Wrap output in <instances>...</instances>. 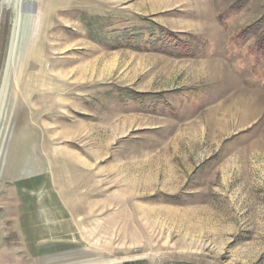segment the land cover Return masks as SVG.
Returning <instances> with one entry per match:
<instances>
[{
	"label": "rangeland",
	"instance_id": "obj_1",
	"mask_svg": "<svg viewBox=\"0 0 264 264\" xmlns=\"http://www.w3.org/2000/svg\"><path fill=\"white\" fill-rule=\"evenodd\" d=\"M3 92L0 264H264V0H0Z\"/></svg>",
	"mask_w": 264,
	"mask_h": 264
},
{
	"label": "trees",
	"instance_id": "obj_2",
	"mask_svg": "<svg viewBox=\"0 0 264 264\" xmlns=\"http://www.w3.org/2000/svg\"><path fill=\"white\" fill-rule=\"evenodd\" d=\"M138 34L140 33H137L136 35ZM135 41L136 40H132V39L129 40V42L131 43H134ZM148 43H150L152 46H155L157 48H164V49L174 48V49H180L182 52L186 50L188 52L191 51V48H189V43L187 44L181 41V39L179 40L178 36H175L172 33L166 31L159 34L153 31L150 34Z\"/></svg>",
	"mask_w": 264,
	"mask_h": 264
},
{
	"label": "bare ground",
	"instance_id": "obj_3",
	"mask_svg": "<svg viewBox=\"0 0 264 264\" xmlns=\"http://www.w3.org/2000/svg\"><path fill=\"white\" fill-rule=\"evenodd\" d=\"M10 1V0H9ZM18 28H19V18L16 19L15 21V27H14V31H13V36H12V39H11V44H10V51H9V57L12 56L14 50H15V47H16V44H17V40H18ZM33 73V72H32ZM31 84V83H30ZM3 97H4V92L1 94L0 96V106H1V103L3 101ZM247 103V102H246ZM248 104V103H247ZM241 106V105H240ZM251 106V105H250ZM249 109V108H248ZM239 110V109H237ZM244 110V109H243ZM247 111V110H246ZM251 111V109L249 110ZM253 111V110H252ZM249 113V112H248ZM251 113V112H250ZM210 115V114H209ZM208 127V126H207ZM211 130V129H210ZM211 133V132H210ZM209 133V134H210Z\"/></svg>",
	"mask_w": 264,
	"mask_h": 264
}]
</instances>
